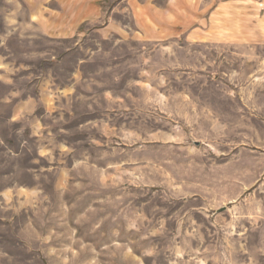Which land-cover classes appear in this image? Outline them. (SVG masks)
<instances>
[{
  "label": "rangeland",
  "instance_id": "1",
  "mask_svg": "<svg viewBox=\"0 0 264 264\" xmlns=\"http://www.w3.org/2000/svg\"><path fill=\"white\" fill-rule=\"evenodd\" d=\"M0 264H264V0H0Z\"/></svg>",
  "mask_w": 264,
  "mask_h": 264
}]
</instances>
